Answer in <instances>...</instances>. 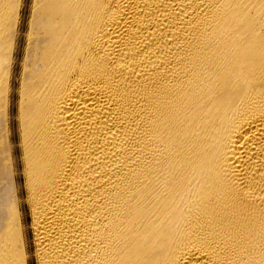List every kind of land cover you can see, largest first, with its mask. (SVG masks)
I'll use <instances>...</instances> for the list:
<instances>
[{
  "label": "bare ground",
  "instance_id": "6f19581e",
  "mask_svg": "<svg viewBox=\"0 0 264 264\" xmlns=\"http://www.w3.org/2000/svg\"><path fill=\"white\" fill-rule=\"evenodd\" d=\"M0 264H264V0H0Z\"/></svg>",
  "mask_w": 264,
  "mask_h": 264
}]
</instances>
